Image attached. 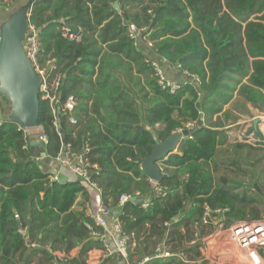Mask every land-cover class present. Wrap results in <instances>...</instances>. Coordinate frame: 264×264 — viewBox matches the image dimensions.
I'll return each mask as SVG.
<instances>
[{"label":"trees","instance_id":"1","mask_svg":"<svg viewBox=\"0 0 264 264\" xmlns=\"http://www.w3.org/2000/svg\"><path fill=\"white\" fill-rule=\"evenodd\" d=\"M29 20L39 30L44 58H54L63 75L60 105L71 95L79 102L76 123L67 112L59 115L63 137L98 165L101 201L118 210L113 215L132 235L131 256H152L163 241L179 251L194 238L192 224L205 205L228 207V222L260 219L264 170L240 192L242 182L225 176L218 182L213 168L219 146L229 144L222 129L232 117L224 107L235 93L264 110V0H35ZM130 24L147 28L157 53L197 75L200 84L175 93L160 87L129 35ZM63 25L80 40L66 37ZM53 121L40 93L47 158L59 153L63 140ZM189 122L198 124L192 137L160 160L165 195L157 194L140 163L152 154L154 134L164 141ZM255 130L261 135L254 127L249 132ZM32 142L17 123H0V264H50L52 251L78 247L73 262L85 264L89 251L101 246L85 211L74 208L79 194L89 200V189L82 180H52ZM231 165L248 176L242 162ZM123 195L129 198L121 204Z\"/></svg>","mask_w":264,"mask_h":264},{"label":"built area","instance_id":"2","mask_svg":"<svg viewBox=\"0 0 264 264\" xmlns=\"http://www.w3.org/2000/svg\"><path fill=\"white\" fill-rule=\"evenodd\" d=\"M9 1L11 0H0V16L2 8ZM61 29L66 37L80 40V36L72 33L69 27L63 25ZM129 35L136 42L138 48L145 52V61L151 66L160 87L169 90L171 93H175L184 84L189 83L195 86L200 84V78L183 69L181 64L176 65V67L185 76L184 80H178L169 75L168 70L166 69V64L169 62L154 49V42L150 38V31L147 28H138L135 24H130ZM24 43L28 57L32 61L36 72L42 78L40 93H42V98L49 100L51 104L54 114L53 124L58 130H60L59 115L61 111L69 113L70 123H76V118L73 113L79 102L73 95H71L62 105H60L58 87L63 75L56 71L58 66L54 58L50 56L44 58V49L42 47L39 30L36 26L30 24V29ZM4 119L6 118L0 112V123H2ZM254 119L258 121L257 130L261 132V135H258L256 130L251 131L248 134H245V131H242L241 138L250 139L256 144H264V110L259 111V114ZM204 121V116H202L198 124H204ZM198 124L195 122H189L187 124V129H195ZM20 128L22 127L20 126ZM22 129L29 134L32 141L40 140L43 144L48 142V137L42 126L39 125L36 128ZM36 130L38 131V134L36 133L37 135L33 136ZM59 133L63 137V134H61V132ZM41 154H43V152H41ZM54 160L58 168L52 173V180L61 181V178L66 176L69 180H82L89 189L100 191L95 181V175L99 174L98 165L92 164L83 153L74 148L71 142H67L66 140L65 142L62 141L61 149L54 157ZM140 167L143 169L142 162L140 163ZM150 181L153 183L157 194L165 195V192L159 185L158 181L152 179H150ZM128 198L129 196L123 195L121 198V204H123ZM141 206L147 208L149 206V201H143ZM84 211L89 218L87 226L92 230L93 238L96 240L98 239L101 243V246L99 247L100 254L97 256H90L88 253L85 264H111L107 261V258L114 255L123 257L125 259V264H148V262L153 259H157L163 263V261H167L173 256L186 258L184 255L185 252H174L171 250L170 245L166 241H163L157 245L152 256H145L139 261H132L130 260L129 254L130 239L132 235L130 236V234L123 230L119 218L113 215L114 213L110 208L104 205L102 201L95 204L88 201L85 205ZM229 211L230 209L228 207H211L205 205L200 218L192 224L194 238L189 242L194 244L197 240L203 239L204 235L202 236V228L215 226L218 232L225 229L229 241L246 252L247 259L244 263L264 264V216L260 219L234 220L228 222L227 214ZM176 220H178V218H176ZM36 245V243L32 244L33 247ZM52 256L53 258L51 259L50 264H74L70 253L67 254L55 250L52 251ZM30 264L37 263L33 261Z\"/></svg>","mask_w":264,"mask_h":264},{"label":"water","instance_id":"3","mask_svg":"<svg viewBox=\"0 0 264 264\" xmlns=\"http://www.w3.org/2000/svg\"><path fill=\"white\" fill-rule=\"evenodd\" d=\"M34 1L18 0L0 18V96L12 104L7 120L26 129L38 127L40 115L42 78L28 57L24 43L30 29L29 16ZM114 7L120 10L118 1L114 3ZM60 132L63 134L62 128ZM193 132L194 129L187 128L176 131L164 141L154 134L156 145L152 154L142 161L145 174L160 182L163 177L160 160L175 151L183 139L192 137ZM62 141L65 142L64 137ZM32 143L40 145L41 141L35 140ZM42 155L45 157L46 153L43 152ZM61 180L67 181L68 178L64 176ZM21 232L26 234V231Z\"/></svg>","mask_w":264,"mask_h":264},{"label":"rangeland","instance_id":"4","mask_svg":"<svg viewBox=\"0 0 264 264\" xmlns=\"http://www.w3.org/2000/svg\"><path fill=\"white\" fill-rule=\"evenodd\" d=\"M0 98V112L7 119L8 114L11 112L12 104L6 103L3 96H0ZM224 109H228L232 117L227 121V127L224 130L234 131L229 132L228 134V136H230L231 143L227 145H220L218 149L219 152L217 154L216 175L218 178L225 176L230 179L239 180L244 186H254L259 173L264 170V144H256L250 139H242L241 132L245 131V134H248L247 131L254 127L252 118L257 115L255 111L256 107L248 105L239 94L235 93L232 102L225 105ZM234 120H237V122L234 123L235 127H232ZM228 127H231V129ZM36 133L38 134L37 130L34 132L33 136L37 135ZM33 136L32 138L34 139ZM240 142L247 144L248 146L245 148L235 147V144ZM249 146H252L255 149L250 150ZM36 151L39 150L36 149ZM233 160L243 163L244 168L249 173L247 177L245 176V173L242 172H238L237 174L236 169L233 167L234 165H231ZM223 161L227 166L223 164ZM160 166L162 168V164H160ZM244 188L242 187L241 189L244 190ZM232 221H234V219ZM208 234L209 236L197 240L194 244L188 242L183 248L178 249L179 251L185 252L184 255L186 258L182 257L180 261H175L173 264H246L244 263L247 259L246 252L239 249L229 241L225 229L218 232L216 228L214 229L213 226H211L206 229L205 233L202 231V236ZM210 234L213 236H210ZM171 247L173 249L174 245L171 244L170 248ZM189 258H191V261L188 260ZM222 258L228 259L222 260ZM153 262L158 261L157 259H153Z\"/></svg>","mask_w":264,"mask_h":264},{"label":"crops","instance_id":"5","mask_svg":"<svg viewBox=\"0 0 264 264\" xmlns=\"http://www.w3.org/2000/svg\"><path fill=\"white\" fill-rule=\"evenodd\" d=\"M18 0H11V1H9L3 8H2V10H1V16L7 11V10H9L10 8H12V6L17 2ZM1 16H0V18H1ZM166 69L168 70V73H169V75L170 76H172V77H174V78H176V79H178V80H184L185 79V76L183 75V73L176 67V65L174 66V65H172V64H170V63H168V64H166ZM238 94V93H237ZM248 105H252V104H250V103H247ZM256 114L258 115L259 114V109H257L256 108ZM256 115V116H257ZM255 116V117H256ZM254 117V118H255ZM254 118H252V120H253V122H254V128L255 129H258L257 128V122H255L256 121V119H254ZM237 122V121H236ZM236 122H233L232 124H233V126L232 127H235L234 125V123H236ZM229 125H231V124H229ZM227 126H225V127H223V132L227 135V137H228V141H229V144L231 143V140H230V136H228V134H229V132H233L234 130H224L225 128H226ZM229 129H231V127H228ZM227 128V129H228ZM248 133H250L249 132V130L247 131ZM238 135V134H237ZM241 143V142H240ZM41 145L43 146V143H41L40 145H38V147H37V149L38 150H40V151H42L43 152V148L41 147ZM223 145H227V144H223ZM220 147V146H219ZM219 149V148H218ZM175 152H176V150H175ZM218 152H219V150H218ZM218 152H217V154H218ZM36 154H38V153H36ZM217 156V155H216ZM41 158L42 159H44V160H42L41 162H42V167L47 171V172H51V173H53L57 168H58V166H57V164H56V162H55V160H54V158H50V157H44L42 154H41ZM160 164H161V162H159ZM223 164L224 165H226L225 164V162L223 161ZM254 165V164H253ZM227 166V165H226ZM243 168H244V166H243V163H242V165H241ZM235 169H236V172H237V174H238V172H240L235 166H233ZM216 169H217V163H216V167H214L213 168V172H214V174H215V176H216V179H217V181L219 182V179H220V177L218 178L217 177V175H216ZM243 173V172H242ZM261 175V172L259 173V176ZM258 176V177H259ZM229 180H232V181H236L235 179H230V178H228ZM247 186V185H246ZM246 186H244V185H242V187L244 188V190L243 189H241L242 187H240V189H239V191L240 192H246V190H248L247 189V187ZM88 188V187H87ZM89 189V188H88ZM249 191V190H248ZM251 192V191H250ZM249 192V193H250ZM88 201H91L92 203H98V202H100L101 201V192L99 191V190H96V189H89V200H87L86 199V197H85V195H83V194H79L78 195V198H77V200H76V203H75V205H74V208L76 209V210H84V208H85V205H86V203L88 202ZM118 212V210H115L114 211V213H117ZM263 215H264V205H262V213H261V215H260V218H262L263 217ZM207 228H209V227H204V228H202V231H204V233L206 232V229ZM213 228L215 229V226H213ZM211 235V234H210ZM206 236H209V234L208 235H204L203 237H206ZM189 242V241H188ZM187 242V243H188ZM134 247V246H133ZM133 247L132 248H130L129 249V254H130V260H132V261H137V260H139V256L138 255H133V256H131L132 254H133V252H132V250H133ZM135 252V251H134ZM79 254V247L78 248H75L74 250H72L71 252H70V255H71V257L72 258H75L77 255ZM100 254V250H99V248H94V249H92V250H90L89 251V255L90 256H97V255H99ZM173 257H177V259H174ZM172 258L173 259H171L170 261H169V264H173L175 261H180V259H182L180 256H173ZM191 258H189L188 260L189 261H191L190 260ZM225 259H228V258H222V260H225ZM107 261L108 262H110L111 264H125V259L123 258V257H121V256H117V255H114V256H112V257H110V258H107ZM158 261V260H157ZM193 261V260H192ZM159 262V263H158ZM158 262H153V260H151L150 262H148L149 264H162L160 261H158Z\"/></svg>","mask_w":264,"mask_h":264},{"label":"bare ground","instance_id":"6","mask_svg":"<svg viewBox=\"0 0 264 264\" xmlns=\"http://www.w3.org/2000/svg\"><path fill=\"white\" fill-rule=\"evenodd\" d=\"M249 257H250V254H249Z\"/></svg>","mask_w":264,"mask_h":264}]
</instances>
